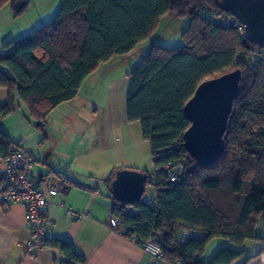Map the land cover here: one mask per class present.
Listing matches in <instances>:
<instances>
[{
  "label": "trees",
  "instance_id": "16d2710c",
  "mask_svg": "<svg viewBox=\"0 0 264 264\" xmlns=\"http://www.w3.org/2000/svg\"><path fill=\"white\" fill-rule=\"evenodd\" d=\"M28 4L15 0L16 15ZM201 11L228 15L219 0H60L50 23L2 44L0 89L7 91L8 101L0 106V121L17 109L15 93L42 131L48 115L72 101L96 69L149 41L164 16L188 18L183 47L152 45L127 74L126 120L138 122L149 143L153 174L142 173L155 196L146 203L142 195L126 206L110 191L111 216L119 220L117 231L126 240L158 245L165 264H247L264 254V45L217 27ZM234 69L242 71V79L223 136L224 154L200 168L182 145L189 127L184 105L202 82ZM13 148L20 146L0 128V158ZM168 166L175 184L167 181ZM178 230L201 232L203 239L180 241ZM212 239L235 249H220L202 262ZM247 242L258 244L255 254L246 255ZM50 245L64 257L63 264H84L71 243Z\"/></svg>",
  "mask_w": 264,
  "mask_h": 264
},
{
  "label": "crops",
  "instance_id": "0c3cea01",
  "mask_svg": "<svg viewBox=\"0 0 264 264\" xmlns=\"http://www.w3.org/2000/svg\"><path fill=\"white\" fill-rule=\"evenodd\" d=\"M30 32L20 31L9 40H17ZM127 85L128 80L125 94ZM77 96L65 106L73 105ZM13 100L17 109L0 121V128L36 160L30 174L49 201L46 215L50 231L46 247L38 258L27 259L21 246L29 237L25 210L21 205L5 208L0 203V264H63L64 257L50 245L54 240L71 243L84 264H155L140 246L126 240L108 222L113 207L108 198L109 182L118 170L138 171V153L130 144L131 123L126 119H102L105 111L98 112L96 108L91 113L92 119H69L71 107L61 105V111L59 107L52 111L43 130L38 131L15 93ZM7 101V91L0 89V106ZM110 105L108 102L107 107ZM84 111L90 117V112ZM3 171L0 158V175ZM56 179L63 180L64 189L50 199L46 187ZM246 244L245 252L255 254L258 247ZM246 246L254 250L247 252ZM247 264H264V254Z\"/></svg>",
  "mask_w": 264,
  "mask_h": 264
},
{
  "label": "rangeland",
  "instance_id": "374dc122",
  "mask_svg": "<svg viewBox=\"0 0 264 264\" xmlns=\"http://www.w3.org/2000/svg\"><path fill=\"white\" fill-rule=\"evenodd\" d=\"M14 1L7 0L0 5V53L3 52L2 44L14 41L9 40V38H13L20 31L32 32L50 23L60 8V0H29L26 10L16 15L12 6ZM189 25L190 21L188 18H176L173 14H167L160 20L156 31L149 41L139 45L128 56L117 57L109 64L102 65L96 69L87 78L78 93L77 100L72 102L73 105L65 106L66 103L62 104V106L71 107L72 109V112H68L69 119H92L93 115L91 113L95 108L98 112L105 111L102 119H126L124 86L128 80L127 74L142 58L150 53L152 45H157L167 50L183 47L185 41L182 35L189 28ZM108 102L111 103L109 107H107ZM62 106H58L59 112ZM84 110L90 112V117H86ZM131 125L133 137L130 144L134 145L133 147L138 153V165L136 168H138L139 172H143L150 177L153 174V167L149 143L142 139L139 123L135 122L131 123ZM16 133L19 134L20 131H16ZM154 196L155 190L153 186L147 184L143 193V201L150 203ZM259 235L263 236L262 231H260ZM246 245L258 247V244L253 242H247ZM223 248L235 249V246L222 239H212L206 244L201 261H209L218 250ZM246 249L247 252L254 250L250 246H246Z\"/></svg>",
  "mask_w": 264,
  "mask_h": 264
},
{
  "label": "water",
  "instance_id": "95a60500",
  "mask_svg": "<svg viewBox=\"0 0 264 264\" xmlns=\"http://www.w3.org/2000/svg\"><path fill=\"white\" fill-rule=\"evenodd\" d=\"M219 4L243 26L244 37L249 43L264 45V0H219ZM241 79L242 71L234 69L206 80L184 105L189 127L182 136V145L200 168L209 166L224 154L223 136ZM145 181L142 172L118 170L110 191L118 202L131 206L141 199Z\"/></svg>",
  "mask_w": 264,
  "mask_h": 264
},
{
  "label": "built area",
  "instance_id": "2783aa9c",
  "mask_svg": "<svg viewBox=\"0 0 264 264\" xmlns=\"http://www.w3.org/2000/svg\"><path fill=\"white\" fill-rule=\"evenodd\" d=\"M200 15L211 21L219 28H232L243 34V26L232 16H217L215 13L201 11ZM253 64V62H251ZM4 171L0 175V203L8 208L12 205H21L25 210V223L29 231V237L22 243L25 257L35 260L45 249L50 231L46 211L49 201L45 198L43 189L39 187L30 172L36 164L35 158L26 150L13 148L8 156L2 159ZM166 178L171 184L177 182L175 172L166 167ZM86 191H93L82 187ZM63 180L56 179L48 183L46 191L50 199L55 198L63 191ZM98 194V192H95ZM73 216L76 215L73 213ZM112 229L117 230L120 222L117 218L110 216L108 219ZM177 238L180 241L195 239L201 241L203 235L194 230H178ZM140 248L155 262L165 264L163 255L152 240L143 242Z\"/></svg>",
  "mask_w": 264,
  "mask_h": 264
}]
</instances>
